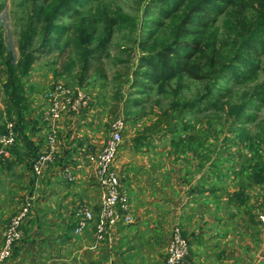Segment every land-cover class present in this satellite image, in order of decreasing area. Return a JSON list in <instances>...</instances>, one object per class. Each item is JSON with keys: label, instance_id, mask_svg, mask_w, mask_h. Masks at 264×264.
Instances as JSON below:
<instances>
[{"label": "crops", "instance_id": "crops-1", "mask_svg": "<svg viewBox=\"0 0 264 264\" xmlns=\"http://www.w3.org/2000/svg\"><path fill=\"white\" fill-rule=\"evenodd\" d=\"M28 100L32 107L29 118L36 121L34 128L30 127V139L41 152L48 131L44 120L48 102L36 94ZM88 109L89 105L77 115L64 114L58 120L57 152L38 181L20 141L21 158L10 154L8 166L0 159V181H7V202L31 203L21 227L22 238L4 264H101L108 260L113 264H163L165 246L175 226L188 239L187 264H240V208L227 202L232 192L227 189L229 180L214 178L207 159L199 163L176 156L170 144L172 136L167 132L153 136L152 127L139 129L138 140L132 135L121 141L114 162L133 221L111 228L104 240L95 237L93 222L80 234L73 232L79 204L88 203L98 210L99 188L84 162L83 148L89 144L94 146L92 150L99 149L104 140L96 139L94 111ZM0 110L3 112L4 106ZM125 132L126 127L122 134ZM66 168L74 180H67ZM256 256L252 264H264V247Z\"/></svg>", "mask_w": 264, "mask_h": 264}, {"label": "trees", "instance_id": "trees-1", "mask_svg": "<svg viewBox=\"0 0 264 264\" xmlns=\"http://www.w3.org/2000/svg\"><path fill=\"white\" fill-rule=\"evenodd\" d=\"M30 1L28 23L21 32L17 59H14L10 51H6L0 38V61L5 65L7 77L4 83L3 111L6 118L0 110V134L5 130L6 121L14 122L16 138L10 154L21 158V149L17 148L20 141L25 148L23 155L28 157L29 167L32 169L39 150L30 139V127L33 129L36 121L29 118L32 109L25 96L23 78L29 74L37 54L50 44L51 33H67L70 30L68 24H60L56 20L63 16H73L78 21V67L74 77L80 89L90 77H105L102 60L115 28L127 24L134 29L136 21L121 11L106 8L93 11L89 7L85 10L86 13H82L80 8L92 0ZM2 7L0 3V11ZM143 14L144 19L140 21L141 34L134 42L139 49L137 64L131 70L130 78L124 79L129 82V88L135 89L138 94L152 86L162 88L174 79L188 78L205 82L206 91L199 97L178 102L173 95L174 100L172 99L169 108L161 112L166 132L172 136L171 146L180 153L188 149L195 150L197 146L193 148L191 144L197 142L202 145V142H198L195 134L190 135L194 126L183 119L185 112L201 113L221 108V101L229 91H226L228 88L221 87L220 80H232L235 84H241L260 70L264 72V0H148ZM34 35H39L40 42L38 47L32 48L31 40ZM67 45L66 42L65 46ZM125 51L129 56L132 50L127 48ZM68 63L69 60L62 64V71L55 70V75L66 72ZM114 79L117 81L122 78L117 73ZM129 99L132 106L141 103V98ZM263 104L264 81L250 93H246L241 103L229 107L226 116L233 128L230 131L235 136L238 135L237 138H247L242 124L253 121L252 111ZM126 114L130 119L138 113L128 110ZM139 138L136 137L135 140ZM237 138L224 137V140L228 145L238 144ZM257 139H248L251 155L242 171L244 177L227 197L228 204L240 209L246 208L251 198L247 188L258 186L264 189V158L259 152L260 144H264V137L259 136ZM1 162L8 166L11 159H2ZM214 165L213 175L219 181L223 177H229L230 167L222 170L216 162ZM260 193L264 205V193ZM243 214L250 217V222L261 223L260 220H255L250 210H243Z\"/></svg>", "mask_w": 264, "mask_h": 264}, {"label": "rangeland", "instance_id": "rangeland-1", "mask_svg": "<svg viewBox=\"0 0 264 264\" xmlns=\"http://www.w3.org/2000/svg\"><path fill=\"white\" fill-rule=\"evenodd\" d=\"M0 3L3 5L0 11V38L6 51H10L14 59H17L19 57L21 32L28 23L31 1L0 0ZM147 4L148 0H92L85 7L80 8L82 13H86L85 10L89 7H92L93 11H100L104 8L111 11H121L136 21L134 29L127 24L115 28L107 53L102 60L106 73L105 77H90L81 86V89L90 98L88 110L94 111L93 119L96 121L95 125L97 126L98 134L96 139L98 140L105 141L108 138L109 124L112 119L118 116L123 117L126 122V132L125 135L122 134V141L127 138L131 139L132 135L135 140L136 137L140 136L137 135V131L141 130V128L143 129L144 126L152 127V131L148 129V133L151 131L154 134L153 136L157 137L162 132H166L167 127L161 119V112L169 108L173 95H175V99L178 102L190 101L206 91L205 82L188 78L174 79L169 85H165L162 88L152 86L140 94L135 93L137 92L135 89L129 88V82L125 81L124 78H130L131 70L137 64L139 49L134 42L141 34L140 21L144 19L143 11ZM56 22L68 24L70 30L67 33H51L50 44L44 51L37 54L29 74L23 78L25 96L27 97L31 94H36L37 98L39 96L44 97L47 90L57 81L72 89L78 88L74 77L78 67V47L76 42L78 36L76 25H78V21L73 16H63L58 18ZM31 41L32 48L38 47L40 42L39 35H34ZM66 42L67 46H65ZM127 48L132 50L129 56H127L125 51ZM120 59L123 61H120ZM68 60V70L62 75L56 76L55 70L57 72L62 71V64ZM0 66L3 68V71L0 70V85L2 88L0 106L3 107L5 98L4 83L7 77L5 65L1 61ZM117 73L121 75L122 79L116 81L114 78ZM263 81L264 72L262 70L241 84H235L232 80H220L221 87L228 88L226 91H229L225 93L221 101V108L201 113L187 111L183 117L184 120H188L194 126L190 135L195 134L198 142L201 141L202 145L193 142L191 147L195 148L197 146L195 150L188 149L184 153L176 151L177 149L171 146L175 155H180L181 158H193L199 163V160H204L206 156L207 164L211 162L212 171L215 166L214 162L223 170L230 167L228 170L229 177H227L229 180L227 189L234 191L237 188V182L244 177L242 171L251 155L248 139L256 140L259 136L264 137V104L252 111L254 114L253 121L242 124L244 131L247 132L245 133V137H247L245 140L237 138L238 135L236 137L230 131L233 128L228 123L227 110L233 104L241 103L243 98H245V94L257 88ZM135 97L141 98V103L138 106H132L129 101V98ZM128 110L135 111L138 114L128 119L129 117L126 114ZM3 117L6 118L5 114H3ZM224 137L237 138V141L239 140L238 144L229 143L228 145ZM86 147L94 149V146L90 147L89 144H86ZM259 148V152L264 158V144H260ZM214 178L216 177L214 176ZM223 179L225 178L223 177ZM2 182L0 181V248L3 244V230L23 202L21 200H15V202L12 200L8 203L7 197L4 195L7 181ZM246 191L251 195V198L248 206L240 209V247L239 250L233 249L237 250L240 256V264H252L253 261H257L256 255L261 247H264L262 245L264 242V205H262V199L259 196L260 192L264 193V189H260L257 186L247 188ZM245 209L250 210L255 220H260L261 223L254 224L250 222V217L243 214ZM234 244L236 243L234 242ZM229 253L231 254V251ZM164 260L165 257L163 258V264Z\"/></svg>", "mask_w": 264, "mask_h": 264}, {"label": "built area", "instance_id": "built-area-1", "mask_svg": "<svg viewBox=\"0 0 264 264\" xmlns=\"http://www.w3.org/2000/svg\"><path fill=\"white\" fill-rule=\"evenodd\" d=\"M0 70L3 68L0 66ZM2 88L0 85V99ZM48 102L44 120L48 124L45 148L39 152L32 163V172L38 181L45 174L49 164L54 160L58 146L57 122L64 114H79L89 105L90 98L80 88L72 89L62 82H55L45 93ZM123 117H116L109 124V135L99 149L83 148L84 162L91 171L99 188L98 210L95 211L88 203L79 204L75 211L76 222L73 228L75 234H80L93 222L94 235L98 240H104L111 228L118 224H129L133 221L128 195L120 189L119 178L114 169V162L122 141V131L125 128ZM16 131L13 121H6L5 130L0 134V157H10V148L15 142ZM68 181L74 180L69 168L65 169ZM31 210L30 201H26L17 213L10 219L3 230V244L0 248V264L11 256L12 249L22 238L21 227ZM189 254L188 239L181 229L175 226L165 246L164 264H187ZM101 264H113L111 260Z\"/></svg>", "mask_w": 264, "mask_h": 264}, {"label": "water", "instance_id": "water-1", "mask_svg": "<svg viewBox=\"0 0 264 264\" xmlns=\"http://www.w3.org/2000/svg\"><path fill=\"white\" fill-rule=\"evenodd\" d=\"M28 48V47H27Z\"/></svg>", "mask_w": 264, "mask_h": 264}]
</instances>
